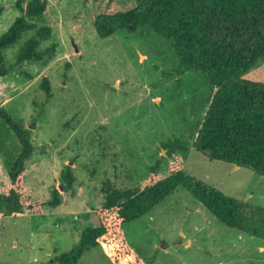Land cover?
I'll use <instances>...</instances> for the list:
<instances>
[{
  "label": "rangeland",
  "instance_id": "1",
  "mask_svg": "<svg viewBox=\"0 0 264 264\" xmlns=\"http://www.w3.org/2000/svg\"><path fill=\"white\" fill-rule=\"evenodd\" d=\"M32 1L0 0L2 32L17 15L36 26L4 52L11 71L0 80V108L31 131L27 193L48 204L58 189L61 205H46L42 216L1 217L0 264H56L79 246L85 229L98 225L107 185L141 187L155 167L162 177L175 168L264 210V176L194 148L215 92L204 76L181 66L171 43L150 29L106 39L97 34L96 3L132 0H38L45 10L36 17ZM42 28L50 35L38 50L50 52L42 61L18 64L21 47ZM243 78L264 83V62ZM19 152L0 114V181ZM68 169L73 185L66 189ZM123 230L148 264H264L263 238L228 227L183 186ZM79 264L111 262L97 247Z\"/></svg>",
  "mask_w": 264,
  "mask_h": 264
},
{
  "label": "trees",
  "instance_id": "2",
  "mask_svg": "<svg viewBox=\"0 0 264 264\" xmlns=\"http://www.w3.org/2000/svg\"><path fill=\"white\" fill-rule=\"evenodd\" d=\"M96 5L94 27L101 39L120 31L135 34L140 29H150L171 43L181 66L201 73L215 89L194 148L211 160L264 176V83L243 78L264 62V0H132ZM28 6L32 17L45 10L38 0ZM3 13L0 6V80L11 71L6 65L5 50L36 28L25 15H17L2 32ZM49 35V29H40L21 47L17 63L44 60L50 49L42 52L38 48ZM42 86L50 98L47 80ZM0 114L20 144L19 154L0 181V218L42 216L46 205H61V193L55 189L48 204L33 200L27 193L26 162L34 153L31 131L5 109L0 108ZM156 170L157 167L152 169L141 187L120 190L107 185L105 201L97 213L98 225L85 229L79 246L61 254L55 263L79 264L88 250L100 247L111 264H148L128 244L123 227L148 214L179 186L192 192L228 227L264 239L263 209H252L175 168L167 177ZM62 179L66 189L72 187L69 169L62 173Z\"/></svg>",
  "mask_w": 264,
  "mask_h": 264
},
{
  "label": "water",
  "instance_id": "3",
  "mask_svg": "<svg viewBox=\"0 0 264 264\" xmlns=\"http://www.w3.org/2000/svg\"><path fill=\"white\" fill-rule=\"evenodd\" d=\"M117 87V84L110 85L109 88H115Z\"/></svg>",
  "mask_w": 264,
  "mask_h": 264
}]
</instances>
